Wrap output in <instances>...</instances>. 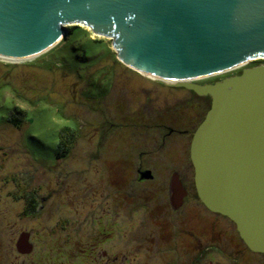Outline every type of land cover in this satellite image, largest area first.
<instances>
[{"label": "rangeland", "instance_id": "374dc122", "mask_svg": "<svg viewBox=\"0 0 264 264\" xmlns=\"http://www.w3.org/2000/svg\"><path fill=\"white\" fill-rule=\"evenodd\" d=\"M74 25L84 31H71ZM65 26L69 31L34 57L11 61L0 58V264H33L30 255H20L15 244L25 237V231L30 233L28 240L32 241L33 236L41 247L43 240L69 235L71 231L64 225L68 220L73 224L85 217L89 220L97 203L106 200L104 179L110 168L104 164L120 158L121 145L126 146L123 132L142 128L139 123L156 113L168 119L170 113L164 107L174 104L177 95L186 97L185 90L179 91L178 83L154 79L123 62L113 47L112 36L78 22ZM253 61L200 80H222L226 73L249 67ZM23 111L26 120L21 127L8 120L12 113L21 116ZM65 125L75 128L77 136L71 152L58 158V134ZM144 136L136 133L130 139L133 147L152 151L157 132ZM95 148H100L96 157ZM185 169L193 172L191 167L178 166L179 172L186 173ZM88 176L102 188V194L97 192L83 206L81 194L72 191ZM194 188L197 191L196 185ZM127 191L135 194L137 189L129 187ZM192 191L196 193L195 189ZM30 195L37 206L43 203L45 209H28ZM195 195L178 205V224L173 220L175 234L178 233V258L167 246L151 258L147 246L121 239L114 249L121 261L125 255L136 253L141 255L138 259L144 257L141 264H173L175 260V264H264L261 255L237 253L231 233L234 224L230 228L218 222L214 235L206 232L214 223ZM51 204L53 213H48L46 207ZM140 213L129 220L139 224ZM119 217L124 221V214ZM125 231L131 234L130 229ZM212 243L225 245L226 250L231 247L230 253L216 250L220 245L209 249ZM56 245L52 241L42 247L36 254L39 264H68L69 247L59 249ZM38 246L34 248L37 250ZM200 248L206 251L204 255H200Z\"/></svg>", "mask_w": 264, "mask_h": 264}, {"label": "water", "instance_id": "95a60500", "mask_svg": "<svg viewBox=\"0 0 264 264\" xmlns=\"http://www.w3.org/2000/svg\"><path fill=\"white\" fill-rule=\"evenodd\" d=\"M73 22L112 36L126 64L211 95L190 150L198 194L264 253V63L192 82L264 59V0H0V58L34 57Z\"/></svg>", "mask_w": 264, "mask_h": 264}, {"label": "flooded vegetation", "instance_id": "af4514ba", "mask_svg": "<svg viewBox=\"0 0 264 264\" xmlns=\"http://www.w3.org/2000/svg\"><path fill=\"white\" fill-rule=\"evenodd\" d=\"M200 79L202 78L193 79L192 82L206 84L216 81ZM178 88H181L179 91H186V97L181 95L178 98L177 95L174 104L164 107L170 113L168 119L159 117L156 113L152 118H144L142 124L139 123L142 128L136 127L126 131V133L123 132V135L126 136H123L122 140L126 141L123 142L126 146L121 145L120 158L112 160L110 164L108 162L104 164L106 168H110L105 171L108 173L107 178L104 179V188L107 189L105 193L106 200L97 203L89 220L85 217L78 224H73L71 220H68V223L64 225L71 233L64 239L43 240L44 244L41 247L36 244V240L32 235L33 240H28L30 233L25 231V237L15 243L20 255H30L33 264H39L36 254L42 251V247L46 248L49 242L55 241L59 249L69 247L70 260L68 264L144 263V257L138 259L141 255L136 253L132 256L130 254L129 256L125 255V258L121 261L118 252L114 249L116 248V242L124 239L144 247L147 246L151 258L152 255L160 254V250L164 246L168 247V251L172 248L173 254H175L174 257L178 258V233L175 234L176 223L173 220H176L178 224V210L181 208V205H178L188 198H194L193 196L196 194V200L204 206L203 211L214 223L210 230L207 229L206 232L214 235V231L218 230L216 226L218 222H223L220 223L222 226L228 224L230 228L234 224L231 233L233 232L235 240L234 246L238 248L237 253L239 255L242 253H249L254 256L261 255L264 258L263 252L255 251L247 245L233 220L222 213L211 210L197 194L196 188H194L196 183L190 153L191 143L197 127L211 107L212 97L210 94H200L191 87L180 85ZM178 88L175 89L178 91ZM154 132H157V136L154 139L155 145L152 151L136 150L133 147L135 144L130 139L136 133L146 137ZM99 149H94L95 157L99 156L98 153H95ZM182 165L191 167L193 172L186 171V169V173L179 172L178 166ZM93 184V180L90 181V176H88L81 185L77 186L78 188L75 191H72V194H81L80 201L83 206L89 202L92 196L102 190V188ZM129 187H134L137 192L135 194L128 193L127 189ZM192 189H195V194ZM33 197V195L29 197L28 209L30 206L32 212L39 210V207L42 210L45 209L43 203L37 206ZM70 203L72 202L69 201ZM70 207L72 206H68V209H71ZM53 208L54 205L51 204L46 207V211L53 213L50 212ZM71 210L74 213L73 208ZM136 212H141L139 214L141 218L139 224L131 221L136 216ZM119 214H124V221H122L123 218L119 217ZM96 223L99 226H95ZM126 229H130L131 234L126 232ZM191 234L193 237L196 236L195 232ZM34 245L38 246L37 250ZM215 245L220 244L212 243L208 248L215 249L217 248L214 247ZM223 247L227 246L220 245L216 250L221 249L223 252L230 253L231 247H228L227 250ZM205 253L206 251L200 248V255ZM228 257L232 258L231 256ZM175 263H178V261L175 260L173 264Z\"/></svg>", "mask_w": 264, "mask_h": 264}, {"label": "trees", "instance_id": "16d2710c", "mask_svg": "<svg viewBox=\"0 0 264 264\" xmlns=\"http://www.w3.org/2000/svg\"><path fill=\"white\" fill-rule=\"evenodd\" d=\"M75 28H80L81 30H83V28L79 25H74V26L70 27L71 31ZM262 62H264V59L254 60L253 62L248 64V66L257 65V64L262 63ZM242 70H243L242 68H239V69L234 70L232 72L226 73L225 75L228 76V74L229 75L239 74L242 72ZM8 120L10 122H12L13 124L17 125L18 127H21L23 121L26 120V111H23L21 116L17 115L16 113H12L10 115V117L8 118ZM76 133L77 132H76L75 128L68 126V125H65V126L60 128L59 134H58V151H57V157L58 158L65 157L71 152V149L73 148V144H74V141H75L76 136H77Z\"/></svg>", "mask_w": 264, "mask_h": 264}, {"label": "bare ground", "instance_id": "6f19581e", "mask_svg": "<svg viewBox=\"0 0 264 264\" xmlns=\"http://www.w3.org/2000/svg\"><path fill=\"white\" fill-rule=\"evenodd\" d=\"M5 58H10V59H16V57H5ZM142 71V70H141ZM145 72V71H144ZM146 74H150L151 77H159V78H162L164 80H167V81H174V80H177L175 78H168V77H163V76H158V75H154V74H151V73H148V72H145ZM149 76V75H148Z\"/></svg>", "mask_w": 264, "mask_h": 264}]
</instances>
